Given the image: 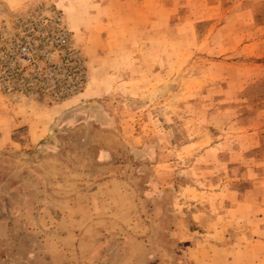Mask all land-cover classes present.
<instances>
[{
	"label": "rangeland",
	"instance_id": "374dc122",
	"mask_svg": "<svg viewBox=\"0 0 264 264\" xmlns=\"http://www.w3.org/2000/svg\"><path fill=\"white\" fill-rule=\"evenodd\" d=\"M0 264H264V0H0Z\"/></svg>",
	"mask_w": 264,
	"mask_h": 264
}]
</instances>
